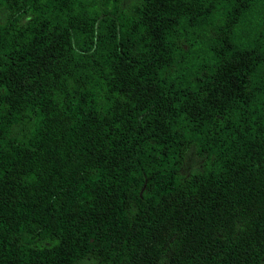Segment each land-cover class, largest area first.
<instances>
[{
	"label": "trees",
	"instance_id": "16d2710c",
	"mask_svg": "<svg viewBox=\"0 0 264 264\" xmlns=\"http://www.w3.org/2000/svg\"><path fill=\"white\" fill-rule=\"evenodd\" d=\"M0 264H264V0H0Z\"/></svg>",
	"mask_w": 264,
	"mask_h": 264
}]
</instances>
